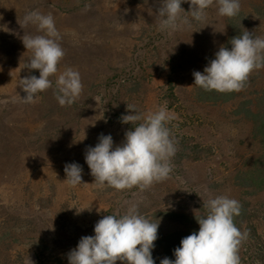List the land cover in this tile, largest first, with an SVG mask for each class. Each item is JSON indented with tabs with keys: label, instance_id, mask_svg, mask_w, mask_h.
<instances>
[{
	"label": "rangeland",
	"instance_id": "1",
	"mask_svg": "<svg viewBox=\"0 0 264 264\" xmlns=\"http://www.w3.org/2000/svg\"><path fill=\"white\" fill-rule=\"evenodd\" d=\"M160 4L0 0V264H69L81 237L94 235L105 215H123L132 204L159 223L154 255L160 235L180 232L182 222L194 227L190 214L205 215L203 202L220 195L247 202L242 255L256 257L264 247V189L254 184L264 175V68L254 70L241 91L219 98L200 96L193 76L243 31L264 38V0H240L231 18L218 14L214 0L202 22L189 16L191 26L176 31L160 29ZM181 7L188 16L190 3ZM33 10L54 16L65 52L59 71L71 67L81 76L83 90L71 105L60 106L54 94L59 72L35 103L21 100L19 80L39 77V70L24 68L32 52L22 37L44 33L19 24ZM127 104L143 114L166 106L175 116L168 124L177 141L170 176L145 190L99 186L85 161L101 134L112 136L114 148L123 143L135 126L121 122ZM70 163L83 169L75 187L64 172Z\"/></svg>",
	"mask_w": 264,
	"mask_h": 264
},
{
	"label": "clouds",
	"instance_id": "2",
	"mask_svg": "<svg viewBox=\"0 0 264 264\" xmlns=\"http://www.w3.org/2000/svg\"><path fill=\"white\" fill-rule=\"evenodd\" d=\"M190 3L188 16L181 4ZM214 0H161L157 16L161 30H183L192 20L202 22L205 10ZM218 14L234 17L240 12V0H215ZM87 8V6H86ZM22 28L36 25L42 35L24 32L23 45L32 52L25 65L30 72L39 70V77L26 76L19 80L25 95L24 103H35L38 93L51 88V76L55 81V96L60 106L71 105L83 90L81 76L71 67L62 72L58 64L65 55L61 47L60 33L52 13L43 14L33 10L25 14ZM231 49L221 46L203 72L194 71V84L205 91L221 93L241 91L254 70L264 68V38L254 37L243 31L230 39ZM127 115L121 122L135 125L125 133L121 145L113 147V138L101 134L95 147L89 146L85 161L90 168L94 183L116 190L139 187L145 190L156 182L169 178L172 171L171 158L177 151V141L168 127L175 119L166 106H159L147 114L139 113L135 105L127 104ZM82 167L78 163L66 164L67 182L75 187L82 184ZM89 208V207H88ZM206 214L195 216L199 231L184 237L174 249L175 260L167 257L160 264H241L239 249L248 238V231L241 232L234 217L241 214L239 201L225 195L203 202ZM159 223L151 222L139 213L138 205L132 204L123 215L108 214L94 226V235L83 236L76 248L68 253L69 264H155L152 257L154 241L158 238ZM139 246V247H138Z\"/></svg>",
	"mask_w": 264,
	"mask_h": 264
},
{
	"label": "trees",
	"instance_id": "3",
	"mask_svg": "<svg viewBox=\"0 0 264 264\" xmlns=\"http://www.w3.org/2000/svg\"><path fill=\"white\" fill-rule=\"evenodd\" d=\"M202 93H200V96H203L205 98L208 97H216L219 98L221 95H224L225 93H221L218 91H205L201 88ZM264 114L263 116H261L262 118V123L259 124L260 125V130H262L263 132L261 133L262 136H264ZM264 172V171H263ZM256 187H258L259 190H263L264 189V175H262V177L260 176V178L258 179V181L256 183H254ZM244 203L246 204H242V208H241V214L243 216L242 219V223H239L237 221V216L234 217V223L235 225L241 230V232L247 231V202L244 201ZM192 215L194 218L195 216H197L196 214H190ZM190 215H184L182 214V217H185L187 219H189ZM181 216V215H180ZM199 217V216H197ZM195 222V221H194ZM193 222V226L190 228H186L187 223L182 222V230L178 233H180L178 235V233H166L163 235H160V238L158 239L156 245H157V253H155L154 255H152L155 264H160L161 259L167 257L171 260H175V256H174V249L180 246V242L181 240L190 235L192 232L199 231V224L196 220V222ZM251 227H253L254 229L257 228L256 224L251 223ZM186 228V229H185ZM185 229V230H184ZM242 246H244L243 242H242ZM242 248L240 247L239 249V256H240V260H241V264H264V247L263 245H261L260 247L257 248V255L256 257H252L251 255L249 257H246L244 254L242 255L241 253Z\"/></svg>",
	"mask_w": 264,
	"mask_h": 264
}]
</instances>
